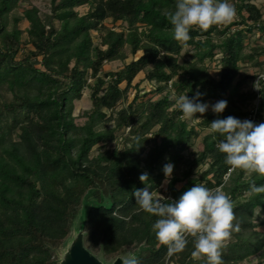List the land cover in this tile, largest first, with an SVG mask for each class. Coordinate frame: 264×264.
Listing matches in <instances>:
<instances>
[{"label":"trees","instance_id":"trees-1","mask_svg":"<svg viewBox=\"0 0 264 264\" xmlns=\"http://www.w3.org/2000/svg\"><path fill=\"white\" fill-rule=\"evenodd\" d=\"M229 1L238 20L207 30L193 25L186 42L193 47L189 54L193 60L180 62L184 44L174 38L166 15L175 10L176 0H50V13L44 18L35 6L24 9L32 49L19 59L22 31L17 23L21 17L13 16L12 27L7 28L8 16L19 0H0V88L6 85L13 95L0 104V121L6 120L0 123V264H56L52 250L67 238L84 198L86 214L81 227L87 233L81 244L93 256L97 250L106 256L128 251L139 264H208L207 256H193L195 238L190 235L184 251L168 256V246L153 231L158 217L136 204L134 191L146 186L149 191L158 190L168 163L174 169L165 202L178 201L196 184L221 188L231 198L237 218L233 224L238 221L240 231H232L223 241V264H238L257 254L264 257V233L256 230L264 219L253 218L255 208L264 213V193L249 194L250 184H264V176L227 165L226 154L216 146L223 137L210 127L214 120L228 116L264 123V79L257 82L258 75L241 72V63L264 53L260 46L244 51L246 35L264 34L262 12L255 0ZM84 4L88 5L86 13L75 11ZM117 21L128 28L116 30ZM91 30L98 32L100 45H93ZM126 44L132 54L142 50L141 55L122 69L100 75L104 61L124 58ZM217 52L219 73L215 77L205 61ZM143 70L144 78L158 85V92L172 81L174 90L190 99L199 92L202 99L236 96L241 104L251 98L257 104L250 112L232 102V107L219 114L197 113L200 126L210 131L202 135L191 159L183 151L199 136L198 131L187 125L179 105L168 94L137 105L135 95L119 111L113 128L95 129L107 116L103 109H113ZM89 77L94 79L91 109L87 121L77 125L73 102L82 97ZM247 78L257 82L258 90L229 93L234 84L239 86ZM128 126L122 148L105 149L89 158L94 145L117 141L116 131ZM155 126L153 135L160 141L144 152L148 133ZM17 127L20 141H13L7 135ZM202 163L207 167L193 177L194 168ZM181 164L184 168L180 170ZM144 172L148 173L147 184L139 179Z\"/></svg>","mask_w":264,"mask_h":264},{"label":"clouds","instance_id":"clouds-1","mask_svg":"<svg viewBox=\"0 0 264 264\" xmlns=\"http://www.w3.org/2000/svg\"><path fill=\"white\" fill-rule=\"evenodd\" d=\"M236 14V9L227 0H176L175 10L166 13L174 38L184 46L191 39L190 29L193 25L207 30L212 25L232 22ZM200 97L199 92L191 99L187 95L179 96L178 104L185 116L193 118L196 113L203 115L209 108L219 114L227 107L226 100L214 104L201 103ZM210 127L223 137L216 146L226 154L227 165L264 176V123L254 124L228 116L214 120ZM135 140L139 143L140 138L136 137ZM173 169L171 163L164 165L165 183L171 178ZM139 179L147 184L148 173H142ZM260 193H264V184H250V195ZM133 195L136 204L158 217L152 226L153 231L158 241L168 246V256L184 251L189 242L187 236L190 235L195 238L193 256L203 254L207 256L208 264H223L220 252L223 241L230 237L232 231H240V223L237 221L233 224L237 220L234 205L221 188L209 189L203 184H196L185 191L178 201L167 200L169 202L149 191L147 186L136 189ZM122 264H139V260L130 255L122 259Z\"/></svg>","mask_w":264,"mask_h":264},{"label":"rangeland","instance_id":"rangeland-1","mask_svg":"<svg viewBox=\"0 0 264 264\" xmlns=\"http://www.w3.org/2000/svg\"><path fill=\"white\" fill-rule=\"evenodd\" d=\"M255 4L261 9L262 12V17L264 20V0H255ZM227 3L230 5L231 2L227 0ZM18 7H16L8 16V24L7 28L10 29L12 27L13 23V16H19L20 21L17 23V26L19 29H21L22 34H21V47L20 50L18 51V54L16 58H21L25 53L28 51V49H32V45L28 42L29 35L27 32V29L29 27V21L27 18L23 16V11L24 9L31 8L32 6H35L38 11H39V16L44 18L45 14L50 13V0H19L18 2ZM75 11H77L79 14H84L88 10V5H80L76 6ZM237 15L233 19V21H237ZM232 21V22H233ZM230 22V23H232ZM57 26H60V21H55ZM107 25H110L111 22L109 19L105 21ZM229 23H223V25H227ZM115 27L116 30L120 29H127L128 26L126 25L125 22L123 21H117ZM244 26V25H243ZM90 36L93 42V45H100L101 40L100 36L97 31L91 30L90 31ZM244 42H245V52L248 53L252 50V48H255L257 46H260V48H264V34L259 35L258 33L246 35L244 37ZM193 51L192 46H184L178 56V60L180 62H183L184 59L188 60H193L189 56ZM142 50H138L135 54H132L130 52V47L128 44H126L123 49H122V54L124 55V58L122 59H115L111 61H104L103 66H102V71L100 75L104 74L107 71H115L122 69L123 66L128 63L130 60L137 58L139 55H141ZM219 58H220V53L217 52L214 56V58L211 61L206 60L205 65L207 66L209 72L211 75L218 77L219 73ZM242 64V71L243 73H247L249 75H252L253 77L264 73V53H262L260 56L256 57L252 61L244 62ZM38 66V64H36ZM146 70H143L139 72L134 80L132 81L131 86L127 88V90L123 93L122 98L119 100V102L116 104V106L113 109H106L104 108L103 110L106 112V118L103 119L102 121L98 122V124L95 126V129L97 130H104V129H110L115 126L116 120L118 118V113L122 109L126 108L127 105L133 100L135 95H137V100L135 101V104H141V103H147L149 100L153 101L160 96L164 94H168L170 98L175 99V105L178 106V98L181 95H184V93H179L176 90H174V87L171 86V82H169L168 86H166L161 92L156 91V87L158 86L155 81H148L147 79L144 78ZM178 79V76H176L174 80ZM87 82L89 83V86L84 87L82 90V97L79 100H74V109H73V115L75 116L74 122L77 125H83L87 121V116L86 113L90 111L91 109V100H90V93H91V88L90 85L93 84L94 79L93 77H89ZM136 83H138L137 86H134ZM254 83L252 78H247L245 82L239 86L234 84L232 88L229 90V93L233 92H238V93H245L246 91L254 90L256 91L258 89V85ZM164 85V84H161ZM126 84L125 82L120 84V87L123 89L125 88ZM13 98V95L10 90H8L7 86L4 85L3 87L0 88V104L4 101H9ZM217 99L215 98H206L202 99L200 98L201 103H210L214 104L216 103ZM227 107H232V102H236L237 105L242 106L243 108H246L247 111H251L252 109L255 108L257 104V99H249L244 101V103L241 104L235 97H231V99H227ZM208 111H211V108H209ZM182 118L186 119L187 125L188 126H193L197 131L199 136L198 137H193L190 141L189 146L183 151V155L185 158H193L199 149V143L202 135L208 131H210L209 128H203L200 126L199 122L201 117L198 116V114H194L193 118H189L187 116H183ZM6 122L5 119H1L0 123L4 125ZM9 122V121H8ZM157 129V126L152 128V130L148 133V140L144 145V152H146L150 147H152L155 143V141H160V137H155L153 135V132ZM20 133L21 130L19 127L14 128L12 132H10L7 136L12 139L13 141H20ZM116 133L118 134L119 138L117 141H114L109 144L102 145L101 143H98L92 147L89 153V158H95L100 152L104 151L105 149H112L114 147L122 148V142L121 138L127 133V128H122L120 130H117ZM207 167V163H202L196 166L193 170V177H197L204 171V169ZM184 168V165H180V170ZM168 183V182H167ZM167 183H165V180L161 184L160 188L153 193H155L157 196L161 195L163 197H166L168 195V190H167ZM182 183L179 182L177 184V187H179ZM86 214V204H85V198L82 199L77 214L74 218L73 224L71 226L70 232L65 239L63 243H61L59 246L54 248L52 250L53 253V259L56 262V264H63L66 262V260L69 257V249L72 245H77L80 246V244L83 242L84 237L86 236V230L82 228V223L84 221ZM260 218L264 219V213H260L259 208H255L254 211V216L253 218ZM256 230L264 233V224L258 225L256 227ZM94 255L97 257V259L102 263V264H111L113 263L117 258L121 260L122 264V259L130 256L128 251L122 252L120 254H114L111 256H106L104 255L101 251H95ZM202 254L194 257H200ZM257 255H252L249 257V259L242 261L241 263L238 264H264V257H259ZM169 264H174L173 262H170Z\"/></svg>","mask_w":264,"mask_h":264},{"label":"water","instance_id":"water-1","mask_svg":"<svg viewBox=\"0 0 264 264\" xmlns=\"http://www.w3.org/2000/svg\"><path fill=\"white\" fill-rule=\"evenodd\" d=\"M63 264H102L95 256L90 254L82 244L80 246L72 245L69 249V257ZM111 264H121V260L117 258Z\"/></svg>","mask_w":264,"mask_h":264},{"label":"built area","instance_id":"built-area-1","mask_svg":"<svg viewBox=\"0 0 264 264\" xmlns=\"http://www.w3.org/2000/svg\"><path fill=\"white\" fill-rule=\"evenodd\" d=\"M258 78H262V79H264V73H261V74H259L258 76H257V78H256V81H257V79ZM258 90V89H257ZM252 122H253V119L251 120ZM127 128V131L129 130V126L128 127H126Z\"/></svg>","mask_w":264,"mask_h":264}]
</instances>
